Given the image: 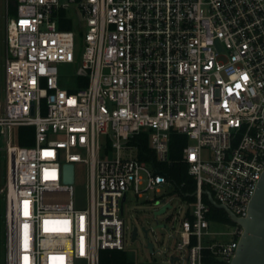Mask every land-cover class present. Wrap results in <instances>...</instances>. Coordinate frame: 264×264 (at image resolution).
Here are the masks:
<instances>
[{
  "label": "built area",
  "instance_id": "1",
  "mask_svg": "<svg viewBox=\"0 0 264 264\" xmlns=\"http://www.w3.org/2000/svg\"><path fill=\"white\" fill-rule=\"evenodd\" d=\"M7 1V264H100L104 251L127 252L128 194L168 182L156 165L170 162L173 135L193 142L182 161L196 183L177 249L187 264H231L244 229L232 221L235 240L205 244L218 223L206 192L247 218L264 173V0ZM70 10L85 33L80 53L76 33L59 27ZM76 64L64 78L60 67ZM21 127L35 129L34 145L19 144ZM146 137L152 162L132 144ZM76 163L89 168L86 210L64 181Z\"/></svg>",
  "mask_w": 264,
  "mask_h": 264
},
{
  "label": "rangeland",
  "instance_id": "2",
  "mask_svg": "<svg viewBox=\"0 0 264 264\" xmlns=\"http://www.w3.org/2000/svg\"><path fill=\"white\" fill-rule=\"evenodd\" d=\"M62 2L66 0H61ZM13 2L0 0V97L4 98L5 88V52H6V26L8 20L15 16L12 12ZM69 17L67 23L59 24L61 30H71L76 33L77 50L83 51L85 33L79 28V21L73 11H66ZM76 65H65L60 67L64 78H73L76 75ZM188 140V144H192ZM211 153L205 152V159H209ZM6 183V160L5 154L0 152V189ZM159 191L152 190L145 195V198L139 199L135 194H128V201L125 205V226H126V249L129 258L137 264H187L184 260L185 252L177 249L178 238H180V223L184 219L188 210L187 203L177 193L176 185L168 181L159 186ZM73 204L77 209L86 210L90 208V186H89V168L87 164H75V182L72 185ZM160 197H166L171 208L160 215L155 213L159 211L163 204L158 203ZM7 198L0 194V264H7L6 248V227ZM159 225H166L167 228L161 229ZM134 228H138V239L132 241ZM144 228L149 231L148 236ZM234 225H223L212 223L210 232L212 235L204 239V243L223 242L229 243L235 240L232 235ZM175 237V238H174ZM177 238V239H176ZM148 241L155 247L154 254H151L147 248ZM173 257L180 260L171 262ZM75 264H87L84 260H77Z\"/></svg>",
  "mask_w": 264,
  "mask_h": 264
},
{
  "label": "trees",
  "instance_id": "3",
  "mask_svg": "<svg viewBox=\"0 0 264 264\" xmlns=\"http://www.w3.org/2000/svg\"><path fill=\"white\" fill-rule=\"evenodd\" d=\"M12 12L16 14V4L12 6ZM35 129L31 127L19 128V144L21 146L34 145ZM133 145L139 147V158L144 161H155V153L149 149V141L146 138H139V142L133 141ZM188 144V138L182 135H173L171 139L170 162L158 164L157 170L159 174L166 177L168 181L176 185L177 193L187 202L194 201V193L196 191V183L189 174V164L182 161L183 149ZM210 221L225 223L232 225L233 222L224 210L211 207L209 214ZM100 264H137L129 258L127 252L124 251H104L101 253Z\"/></svg>",
  "mask_w": 264,
  "mask_h": 264
},
{
  "label": "water",
  "instance_id": "4",
  "mask_svg": "<svg viewBox=\"0 0 264 264\" xmlns=\"http://www.w3.org/2000/svg\"><path fill=\"white\" fill-rule=\"evenodd\" d=\"M65 183L74 184V165L70 164L65 167ZM206 195L209 202L216 208L224 210L231 221L239 224L244 229V235L239 241V246L236 251V255L231 264H264V173L260 182L257 185L256 192L252 201L249 204V216L247 218H238L231 210H229L224 204H218L212 193L207 191ZM126 201V197L123 199V203ZM166 202L163 199L161 202ZM171 208L170 204H164L163 207L155 213L156 216L164 214L167 209ZM159 228H167L166 225H159ZM146 236L149 231L144 228ZM138 239V228H134L132 233V241L135 242ZM147 248L150 253H154V244L148 241ZM179 258L173 257L171 262L178 261Z\"/></svg>",
  "mask_w": 264,
  "mask_h": 264
}]
</instances>
